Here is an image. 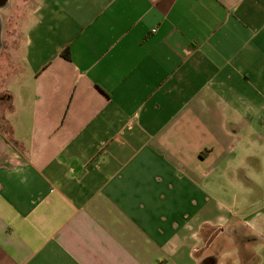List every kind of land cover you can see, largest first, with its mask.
<instances>
[{
  "label": "crops",
  "instance_id": "1",
  "mask_svg": "<svg viewBox=\"0 0 264 264\" xmlns=\"http://www.w3.org/2000/svg\"><path fill=\"white\" fill-rule=\"evenodd\" d=\"M263 147L264 0L0 6V264H261Z\"/></svg>",
  "mask_w": 264,
  "mask_h": 264
},
{
  "label": "rangeland",
  "instance_id": "2",
  "mask_svg": "<svg viewBox=\"0 0 264 264\" xmlns=\"http://www.w3.org/2000/svg\"><path fill=\"white\" fill-rule=\"evenodd\" d=\"M257 152H258V155H259L258 158H259V162H260L259 167L262 166L261 171H263L264 170V147L259 149V151L257 150ZM257 244H259L258 247H260L262 250L264 249V246L262 245L263 242L257 243ZM260 260H261V264H264V256H261Z\"/></svg>",
  "mask_w": 264,
  "mask_h": 264
},
{
  "label": "water",
  "instance_id": "3",
  "mask_svg": "<svg viewBox=\"0 0 264 264\" xmlns=\"http://www.w3.org/2000/svg\"><path fill=\"white\" fill-rule=\"evenodd\" d=\"M7 0H0V6H2L4 3H6Z\"/></svg>",
  "mask_w": 264,
  "mask_h": 264
},
{
  "label": "trees",
  "instance_id": "4",
  "mask_svg": "<svg viewBox=\"0 0 264 264\" xmlns=\"http://www.w3.org/2000/svg\"><path fill=\"white\" fill-rule=\"evenodd\" d=\"M67 56V54H65Z\"/></svg>",
  "mask_w": 264,
  "mask_h": 264
}]
</instances>
